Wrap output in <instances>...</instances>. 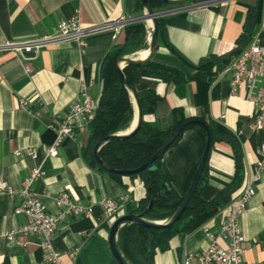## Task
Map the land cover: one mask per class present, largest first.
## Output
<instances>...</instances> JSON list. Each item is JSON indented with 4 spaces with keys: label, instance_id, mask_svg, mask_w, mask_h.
<instances>
[{
    "label": "crops",
    "instance_id": "obj_1",
    "mask_svg": "<svg viewBox=\"0 0 264 264\" xmlns=\"http://www.w3.org/2000/svg\"><path fill=\"white\" fill-rule=\"evenodd\" d=\"M203 0H189L197 2ZM256 0H215L208 4L163 16L168 43L186 60L196 63L202 56L214 54L220 60L209 76L202 77L207 86L187 80L192 69L165 46L158 45L152 60L180 70L168 82L148 78L142 87H150L159 96L154 110L142 116L162 129L173 123L172 108L185 117H199L201 103L206 102V119L215 121L241 136L243 179L255 173L259 156L256 152L264 130H252L249 122L254 113L252 102L241 85L230 91V74L225 68L234 60L235 39L242 32L247 9ZM133 0H0V182L14 192H0V264H42L35 235H16L7 240L4 233L19 226L24 217L13 210L20 198L16 192L22 179L33 169L41 172L31 184L47 211L58 208L53 198L65 191L82 205L93 203L90 214H65L52 235V243L63 264H114L106 256V234L110 222L104 220L96 202L106 196L126 204H136L145 195L138 176L109 173L91 167L82 155L87 130H78L61 140L57 155L44 154L55 132L53 126L73 99L77 84L83 81L89 94L97 100L100 93L99 66L106 53L123 40L122 27L101 29L83 36V45L74 40L47 42L33 51L2 47L6 43L34 41L50 34L55 24L78 13L83 28L113 23L134 15ZM142 11V10H141ZM264 25V0L249 32L251 39ZM149 39V38H148ZM145 52L147 50H144ZM137 50L136 52L141 51ZM141 52V53H143ZM131 57V56H130ZM233 58V59H232ZM202 80V79H201ZM27 100L19 107V100ZM131 124V123H130ZM204 135L197 126L181 131L179 137L162 154L160 162L183 190L191 180L203 149ZM34 148L36 156L15 155L20 148ZM233 172L229 146L216 142L207 155L205 197L225 186ZM252 183L254 194L238 216L243 236L244 262L264 260V159ZM237 192V191H236ZM234 192L232 196L236 194ZM121 197H124L123 201ZM226 205L202 225L183 238L172 236L167 249L156 250L153 264H176L185 252L201 250L207 239L203 228L217 230L226 217ZM222 244L221 241H217ZM78 247L74 260L67 253Z\"/></svg>",
    "mask_w": 264,
    "mask_h": 264
},
{
    "label": "trees",
    "instance_id": "obj_2",
    "mask_svg": "<svg viewBox=\"0 0 264 264\" xmlns=\"http://www.w3.org/2000/svg\"><path fill=\"white\" fill-rule=\"evenodd\" d=\"M134 1V15L141 13L142 6L140 0ZM189 1V0H188ZM152 10H159L166 5L161 0H147ZM261 0H256L254 6L247 9V14L242 25V32L235 39V49L229 54L235 58L237 54L250 42L249 32L253 26L256 16L259 13ZM157 43L165 46L184 65L192 69L191 75L186 79H194L201 86H207L202 77L212 73V67L220 60V56L209 54L200 57L196 63H191L179 54L167 41L163 16L157 18ZM123 40L114 47L113 53H106L99 66V78L101 82L100 93L96 100V110L92 120L88 123L86 130L87 141L82 148V155L87 163L96 168L92 159V146L103 136L109 133H116L126 130L133 118V107L128 95V91L123 86L116 70L115 59L123 54L131 53L146 48L144 43L145 27L142 21H134L123 25ZM232 58V59H233ZM122 72L128 83L135 91L141 106L142 116L154 110L159 96L150 87H142L141 84L148 78L160 79L168 82L172 77L178 75L180 70L153 61L152 58L140 65H124ZM202 79V80H201ZM201 115L199 117H185L178 108H172L173 123L162 129L152 122L144 121L132 135L119 140H110L103 143L97 153L101 160L114 169H133L144 163L154 151L161 145L170 132L179 124L190 119L202 120L210 135L209 149L216 142H224L229 146L233 159V172L229 182L222 188L213 190L210 196L205 197L207 184V159L204 163L198 183L185 205L180 217L173 225L166 229L156 230L146 228L135 223H124L116 232L117 245L123 256L131 264H153V255L156 250L163 251L168 247L169 239L178 235L185 237L193 230L202 225L206 220L216 214L223 206L232 199V194L238 192L243 182V164L241 153V136L232 132L222 124L206 119L207 105L201 103ZM197 126L204 135V129L196 124H188L185 128ZM184 128V129H185ZM183 129V130H184ZM181 133V132H180ZM180 133L168 146L175 143ZM204 145V143H203ZM167 148V149H168ZM162 154L153 161L155 169L148 171L143 169L136 174L145 189V195L136 204H126L125 213H135L144 209L147 201L153 199L150 209L145 213V217L150 220H162L168 217L181 202L187 187L179 189L167 169L160 162ZM195 170V168H194ZM194 170L191 174L193 176ZM236 192V193H237ZM104 253L109 255L104 247ZM113 262V260H112ZM114 263V262H113ZM115 264V263H114Z\"/></svg>",
    "mask_w": 264,
    "mask_h": 264
},
{
    "label": "built area",
    "instance_id": "obj_3",
    "mask_svg": "<svg viewBox=\"0 0 264 264\" xmlns=\"http://www.w3.org/2000/svg\"><path fill=\"white\" fill-rule=\"evenodd\" d=\"M123 25H125L124 19H120L113 23L83 28L79 23L78 13L75 12L69 18L59 20L50 34L38 40L10 42L2 47L29 52L47 42L58 40H74L78 46H82V38L86 34L108 27L117 30ZM225 70L230 74L231 92H235L241 85L246 88V96L254 107V113L249 122L250 128L264 130V25ZM18 105L22 108L26 107L27 100H19ZM96 105V99L89 94L85 83L79 81L74 97L67 105L66 111L57 117L56 124L53 126L55 137L50 144L44 146V154L49 157L56 156L57 148L63 137L73 136L76 131L85 129L94 116ZM256 152L259 156L256 165L259 168L264 159V138L259 143ZM14 154L34 158L36 151L34 148L25 147L15 150ZM258 168L248 179H243L238 192L226 204V217L219 224V228L217 230L203 228L207 239L205 247L201 250L185 252L176 264H264V260L258 263L242 260L243 236L238 224L239 214L246 209L248 200L254 194L252 183L258 178ZM40 175L39 170L33 169L22 179L21 187L16 192L20 202L13 211L22 214L24 220L16 228L5 232L4 236L7 240H13L16 235H35L37 246L41 252L42 264H63L59 252L52 243L53 232L65 214L87 216L91 212L93 203L82 205L73 200L67 192L60 191L53 198L58 210L55 213L47 211L38 195L31 188L32 182ZM0 192L14 194L4 181L0 182ZM121 199L125 200L124 197ZM96 204L107 222H111L113 218L121 214L123 207V203L106 196H102ZM218 240L222 244H219ZM78 250V247H73L67 253L68 258L74 260Z\"/></svg>",
    "mask_w": 264,
    "mask_h": 264
},
{
    "label": "water",
    "instance_id": "obj_4",
    "mask_svg": "<svg viewBox=\"0 0 264 264\" xmlns=\"http://www.w3.org/2000/svg\"><path fill=\"white\" fill-rule=\"evenodd\" d=\"M163 4L166 6L159 9V10H152L149 4L147 3V0H140L142 11L140 14L131 16L129 18L124 19V24L134 22V21H142L146 23L149 21L150 23V34L147 44V53L145 56L135 59L127 55L119 56L115 59L116 63V70L117 73L121 79V82L125 89L128 91V95L130 97V101L132 103L133 107V118L131 121L130 126L121 132L116 133H109L103 137H101L93 146H92V152L91 156L94 162L98 167H100L102 170L114 173V174H123V175H130V174H136L139 171L143 169H147L148 171L154 170L155 165L153 164V161L157 159L161 154H163L168 146L173 142V140L177 137V135L188 125L191 123H196L200 125L204 129L205 133V139H204V145L202 152L200 154V158L197 162V165L195 167L193 176L189 182V185L187 187V190L179 203V205L176 207V209L166 218L162 220H150L145 217V213L150 209L153 199H149L144 207L143 210L135 213H121L117 215L115 218L111 220V222L108 225L107 234H106V247L108 250V253L113 260L115 264H131L121 253L117 241H116V232L120 226H122L124 223H135L141 226H144L146 228L161 230L166 229L174 224V222L180 217L185 205L187 204L188 200L190 199L197 183L200 177V174L202 172L204 163L207 159L208 151H209V145H210V135L209 131L205 125V123L202 120L199 119H190L182 122L178 126H176L170 134L165 138V140L161 143V145L154 151V153L141 165L137 166L133 169H114L107 165L101 158L99 157L97 151L99 147L110 140H119L124 139L132 135L137 129H139L142 121V111L141 106L139 104L138 98L135 94V91L132 89L130 84L128 83L126 77L124 76L122 72V68L124 65H140L148 60H150L155 53L158 43H157V31H158V25H157V18L162 17L164 15L170 14V13H176L180 11L187 10L189 8L202 6L205 4H208L210 2H213L215 0H203V1H197V2H188L187 0H161Z\"/></svg>",
    "mask_w": 264,
    "mask_h": 264
},
{
    "label": "rangeland",
    "instance_id": "obj_5",
    "mask_svg": "<svg viewBox=\"0 0 264 264\" xmlns=\"http://www.w3.org/2000/svg\"><path fill=\"white\" fill-rule=\"evenodd\" d=\"M188 1V0H187ZM144 23V22H143ZM144 27H145V34H144V43H145V46L147 47V44H148V38H149V34H150V28L146 26V23H144ZM123 55H127V56H131V57H135L136 53L135 51L134 52H131V53H127V54H123Z\"/></svg>",
    "mask_w": 264,
    "mask_h": 264
},
{
    "label": "bare ground",
    "instance_id": "obj_6",
    "mask_svg": "<svg viewBox=\"0 0 264 264\" xmlns=\"http://www.w3.org/2000/svg\"><path fill=\"white\" fill-rule=\"evenodd\" d=\"M146 26L150 28V23H149V21L146 22ZM145 49H146V48H145ZM145 49H144V50H145ZM141 52H143V49H142L141 51H139V52H136L135 57L133 56L132 58L138 59V58H141V57L145 56L146 53H147V50H146L145 52H143V53H141ZM129 126H130V125H129Z\"/></svg>",
    "mask_w": 264,
    "mask_h": 264
}]
</instances>
